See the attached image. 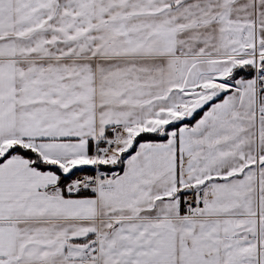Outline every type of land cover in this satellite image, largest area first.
<instances>
[{
  "label": "snow or ice",
  "instance_id": "6c2138e0",
  "mask_svg": "<svg viewBox=\"0 0 264 264\" xmlns=\"http://www.w3.org/2000/svg\"><path fill=\"white\" fill-rule=\"evenodd\" d=\"M0 264H264V0H0Z\"/></svg>",
  "mask_w": 264,
  "mask_h": 264
}]
</instances>
